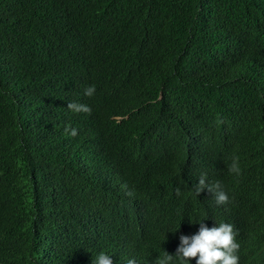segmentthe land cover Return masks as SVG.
<instances>
[{"label": "trees", "instance_id": "1", "mask_svg": "<svg viewBox=\"0 0 264 264\" xmlns=\"http://www.w3.org/2000/svg\"><path fill=\"white\" fill-rule=\"evenodd\" d=\"M199 219L264 264V0H0V264H91L103 222L157 264Z\"/></svg>", "mask_w": 264, "mask_h": 264}, {"label": "clouds", "instance_id": "2", "mask_svg": "<svg viewBox=\"0 0 264 264\" xmlns=\"http://www.w3.org/2000/svg\"><path fill=\"white\" fill-rule=\"evenodd\" d=\"M94 92V86L85 89V95L91 96ZM68 107L75 111H91L87 105L82 104L70 103ZM72 134H76L75 129L72 130ZM229 171L237 176L240 175L238 156L233 157ZM205 187L206 178L202 175L199 179L197 193L199 194ZM207 190L214 194L218 205L228 203L229 195L219 182L208 187ZM119 215L124 216V213ZM138 216H142V214H138ZM203 221L204 219H199L195 222L199 224L195 233L180 235L175 254H168L164 251V255L158 258L157 264H190V258H195V264H239L238 252L241 246L236 240L237 233L234 231V226L231 223L219 222L208 227ZM101 226L103 240L97 241L96 246L104 245L95 257H91V264H154L153 261L142 263L129 258L133 246L128 237L104 222ZM179 226L176 230L179 229Z\"/></svg>", "mask_w": 264, "mask_h": 264}]
</instances>
